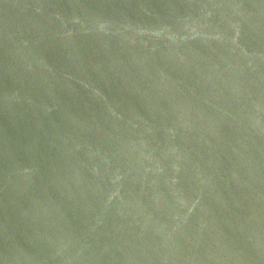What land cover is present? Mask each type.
<instances>
[{
  "label": "water",
  "instance_id": "water-1",
  "mask_svg": "<svg viewBox=\"0 0 264 264\" xmlns=\"http://www.w3.org/2000/svg\"><path fill=\"white\" fill-rule=\"evenodd\" d=\"M0 264H264V0H0Z\"/></svg>",
  "mask_w": 264,
  "mask_h": 264
}]
</instances>
